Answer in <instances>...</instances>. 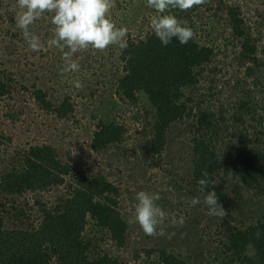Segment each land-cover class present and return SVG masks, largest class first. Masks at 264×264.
Returning <instances> with one entry per match:
<instances>
[{"label": "rangeland", "instance_id": "1", "mask_svg": "<svg viewBox=\"0 0 264 264\" xmlns=\"http://www.w3.org/2000/svg\"><path fill=\"white\" fill-rule=\"evenodd\" d=\"M114 3L108 16L117 28H127L126 40L154 33L151 20L159 14L147 6V0ZM230 6L239 9L257 46L256 60L244 65H240L239 39L228 19ZM20 11L17 0H0V77L9 83V92L0 98V173L16 164L31 144H50L75 172L106 176L121 189L120 209L130 225L128 242L119 247L90 218L85 236L95 239L98 253L107 252L120 264H159V258L155 254L147 256L145 250L164 247L189 264H240L223 261L228 230L264 220V181L260 192L246 189L234 174L241 153L250 147L263 153L260 161L264 165V0H208L187 11L169 9L164 13L176 16L183 26L193 29L200 44L213 46L215 57L206 66L197 89L187 91L184 98H190L191 116L170 127L166 147L159 154L150 150L153 117L147 98L141 96L132 103L117 93L118 80L124 73L122 49L110 45L98 51L90 46L72 57L79 63V71L62 73L67 66L63 52L48 44L54 35L53 14L45 12L29 26V32L44 45L40 51H32L16 25L15 17ZM76 81L83 87L77 89ZM37 89L46 91L48 98L56 102L70 97L74 113L59 118L44 110L35 98ZM245 99L251 101L249 110L239 106ZM203 109L222 118L216 151L223 167L216 183L227 194V214L223 218L208 214L203 204L205 195L190 182L194 115ZM101 121L122 123L126 134L121 143L95 152L90 144ZM140 191L161 196L156 203L168 214L158 227L164 236H147L136 222V194ZM62 192L63 187H58L36 193L43 202L54 205ZM36 193L2 199L6 204L0 207V216L5 223H19L15 222L17 209H13L19 206L29 214L27 225L38 224L41 211L35 203ZM193 197L201 200L195 207L189 203ZM172 214L184 217L183 227L171 224ZM173 232L175 235L169 239L168 234Z\"/></svg>", "mask_w": 264, "mask_h": 264}, {"label": "trees", "instance_id": "2", "mask_svg": "<svg viewBox=\"0 0 264 264\" xmlns=\"http://www.w3.org/2000/svg\"><path fill=\"white\" fill-rule=\"evenodd\" d=\"M228 19L240 42V65L255 61L257 46L237 7L228 8ZM126 41L128 46L121 51L124 73L118 80L117 93L132 103H137L141 96L147 98L153 117L150 150L159 154L166 147L170 127L191 116L190 98H184L187 91L197 89L206 66L215 57V49L200 44L195 37L183 45L173 38L165 47L155 33L141 39L129 37ZM8 92L9 83L0 77V98ZM35 98L44 110L59 118L69 117L75 111L68 96L56 102L48 98L46 91L37 89ZM250 102L245 99L239 106L249 110ZM194 117L190 182L199 188L197 181L207 171L209 188L206 191L215 190L225 209L227 194L216 183L223 167L216 151L223 130L222 118L205 109L199 110ZM125 134L126 127L122 123L101 121L93 132L90 148L95 152L105 151L121 143ZM262 154L250 147L241 153L234 166L235 176L246 189L262 190ZM16 162L0 173V207L6 204L2 199H16L27 192H49L58 187H63L64 192L54 205L43 202L36 193L35 203L41 211L38 224L27 225L25 220L29 214L19 206L13 207L17 209L15 222L19 223L7 224L0 216V264H120L109 253H98L95 239L85 236L91 218L94 225L107 231L119 247L127 244L130 225L120 209L119 187L106 176L75 172L72 164L64 162L58 149L50 144H31ZM226 249L224 262L264 264V220L228 230ZM145 253L149 257L155 254L159 264H189L185 258L164 247L148 248Z\"/></svg>", "mask_w": 264, "mask_h": 264}, {"label": "clouds", "instance_id": "3", "mask_svg": "<svg viewBox=\"0 0 264 264\" xmlns=\"http://www.w3.org/2000/svg\"><path fill=\"white\" fill-rule=\"evenodd\" d=\"M208 0H147V6L154 9L159 15L151 20V27L155 36L163 46H167L173 38L183 44L195 36L194 31L183 26L174 15H166L169 9L187 11L193 7L204 5ZM18 7L22 10L17 13L16 25L22 30L25 42L32 51H40L44 45L39 37L29 32V26L45 12L52 13L51 23L54 27L53 38L48 41L49 46H54L63 52L62 59L67 65L63 72L79 71L80 65L72 57L81 50L90 46L94 50L104 51L110 45H118L121 49L127 48V28H117L109 18L110 9L115 6L114 0H17ZM67 49V51H65ZM77 89L83 85L76 81ZM209 173L204 171L201 179L197 181L200 192L204 193L209 188L207 179ZM161 199L159 193L140 191L136 194L138 201L135 207V220L144 234L152 237L164 236L158 227L167 218L166 212L156 203ZM192 207L201 203L198 197L189 201ZM203 204L208 208V214L223 218L226 211L218 201L215 190L206 191ZM185 220L181 216H171V224L176 228L184 226ZM175 232L168 234L172 238ZM259 238V233H256Z\"/></svg>", "mask_w": 264, "mask_h": 264}]
</instances>
